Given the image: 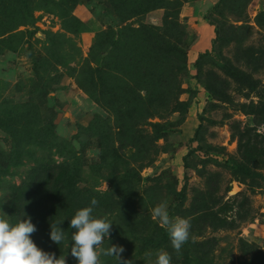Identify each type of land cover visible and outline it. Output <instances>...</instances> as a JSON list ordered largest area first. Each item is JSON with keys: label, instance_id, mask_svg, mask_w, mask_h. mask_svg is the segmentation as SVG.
I'll return each instance as SVG.
<instances>
[{"label": "rangeland", "instance_id": "374dc122", "mask_svg": "<svg viewBox=\"0 0 264 264\" xmlns=\"http://www.w3.org/2000/svg\"><path fill=\"white\" fill-rule=\"evenodd\" d=\"M55 162L83 189L69 202L96 198L113 223L104 247L131 264L160 249L171 264H264V0H0L6 219L40 164L28 202L57 194ZM164 200L191 220L180 254L152 218Z\"/></svg>", "mask_w": 264, "mask_h": 264}, {"label": "clouds", "instance_id": "9594fccd", "mask_svg": "<svg viewBox=\"0 0 264 264\" xmlns=\"http://www.w3.org/2000/svg\"><path fill=\"white\" fill-rule=\"evenodd\" d=\"M98 200L92 198L90 205L76 211L70 220L71 256L77 264H104L102 257H113L116 264H131L123 258V246L112 244L104 247V241H109L113 223L93 215L98 206ZM7 215L0 211V264H67L65 256L57 257L55 253L44 251L33 241L32 235L37 231L31 217L22 219L13 225ZM152 218L163 228L169 237L172 249L180 254L183 246L191 236V220L169 213L167 200L161 201L152 209ZM63 221L50 225V239L59 245L67 237L59 226ZM153 254L147 253L150 258ZM154 264H171L172 256L160 249L155 253Z\"/></svg>", "mask_w": 264, "mask_h": 264}, {"label": "trees", "instance_id": "16d2710c", "mask_svg": "<svg viewBox=\"0 0 264 264\" xmlns=\"http://www.w3.org/2000/svg\"><path fill=\"white\" fill-rule=\"evenodd\" d=\"M143 12H147V10H143ZM146 29H154V27L146 26L142 30ZM164 131H175L176 129L174 127H167L163 129ZM120 157V155L116 154ZM233 169H235L238 172L242 171H249V168L246 167L241 162L229 158L225 160ZM40 164V167H34L32 169V172H30V175L28 177V180H26L21 186L15 185V193H19L20 191H25V197H23V200L17 203H12V205L8 206L9 212H13V215L11 216L10 223L15 225L16 223L20 222L22 219H27L28 217H31V221L34 225H36L37 228V235H40L42 237L48 236L50 237V225L52 223H58L60 221H63L59 226L64 230L66 234V239L59 244V256H65L67 264H75L77 262L70 253V247H71V234L74 231V229L70 228V220L74 216V213L79 210V206L75 203L74 206H72V202H69L71 200V195L73 192H76L77 195L81 194L83 189H81L78 186V183H76V176L75 173L72 171V167L68 164L65 165V163H53V166L48 165V167H51V173L49 174L52 181L47 183V190L50 188V184L53 183L57 178H60L57 189L58 192L56 195H52V193L48 194L47 198L41 202H28L27 197H31L35 195L37 182L43 177V172L45 169ZM53 175V178H52ZM30 203V204H28ZM27 204V205H26ZM56 208H52L54 206ZM73 210V211H72ZM56 211L55 216L52 217V212ZM138 233L142 232V228H137ZM137 234V233H136ZM162 237L167 238L168 234L166 231L161 232ZM161 237V238H162ZM160 238V240H161ZM153 238H150L149 235L145 236V245L150 244L152 242ZM159 240V241H160ZM42 244L44 247V251L55 253L56 254V247L57 244L53 243L49 239H42ZM158 241V242H159ZM156 242V243H158ZM57 256V257H59ZM207 260V259H202Z\"/></svg>", "mask_w": 264, "mask_h": 264}]
</instances>
